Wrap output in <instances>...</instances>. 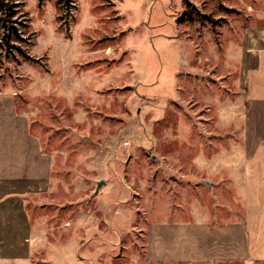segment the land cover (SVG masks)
<instances>
[{
    "label": "rangeland",
    "instance_id": "rangeland-1",
    "mask_svg": "<svg viewBox=\"0 0 264 264\" xmlns=\"http://www.w3.org/2000/svg\"><path fill=\"white\" fill-rule=\"evenodd\" d=\"M2 2L0 95L53 169L0 264H264L239 235L264 213L243 174L264 114L237 81L264 0Z\"/></svg>",
    "mask_w": 264,
    "mask_h": 264
},
{
    "label": "crops",
    "instance_id": "crops-1",
    "mask_svg": "<svg viewBox=\"0 0 264 264\" xmlns=\"http://www.w3.org/2000/svg\"><path fill=\"white\" fill-rule=\"evenodd\" d=\"M254 28L247 27L243 32L245 43L241 49L237 81L242 84L245 101L248 100L251 104V112L259 116L264 114V27ZM52 169L51 156L42 151L39 139L30 132L26 116L16 111L12 97L0 95L1 259L15 258L28 253L29 244L25 240L33 238L29 235V222L32 219L25 213L24 195L26 193L46 194L50 187ZM243 174L251 185L264 186V146L262 144H258L249 156ZM259 220L258 227L254 222H248L246 229L239 231V235L244 240L246 248L244 255L249 253L264 259L263 212L258 214ZM227 225L232 223L228 222ZM246 240H248L247 244ZM223 242L220 238L216 240L217 258H228L219 250L218 244ZM207 255L211 254L208 253L202 258H206Z\"/></svg>",
    "mask_w": 264,
    "mask_h": 264
},
{
    "label": "trees",
    "instance_id": "trees-1",
    "mask_svg": "<svg viewBox=\"0 0 264 264\" xmlns=\"http://www.w3.org/2000/svg\"><path fill=\"white\" fill-rule=\"evenodd\" d=\"M3 0H0V7L1 6H4V4H3V2H2ZM8 15H10V13H8ZM1 40H2V38H1ZM3 40H5V38H3ZM0 43H1V41H0ZM3 43V42H2Z\"/></svg>",
    "mask_w": 264,
    "mask_h": 264
},
{
    "label": "water",
    "instance_id": "water-1",
    "mask_svg": "<svg viewBox=\"0 0 264 264\" xmlns=\"http://www.w3.org/2000/svg\"><path fill=\"white\" fill-rule=\"evenodd\" d=\"M100 184V182H98V185Z\"/></svg>",
    "mask_w": 264,
    "mask_h": 264
}]
</instances>
